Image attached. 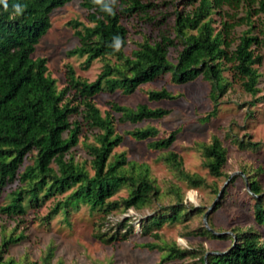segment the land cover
Returning a JSON list of instances; mask_svg holds the SVG:
<instances>
[{"label": "trees", "instance_id": "trees-1", "mask_svg": "<svg viewBox=\"0 0 264 264\" xmlns=\"http://www.w3.org/2000/svg\"><path fill=\"white\" fill-rule=\"evenodd\" d=\"M66 1L7 0L8 7L5 9L3 0H0V189L9 182H18L8 192V199L0 204V212L7 215L24 213L28 207L64 192V196L55 201L47 218L60 211L66 219L70 208L76 207L79 202L87 203L91 210H98L104 216L118 207L149 205L159 196V188L148 176L146 167L125 159L121 152L111 153L122 136L114 133L109 111L102 114L91 99L100 90L118 88L124 93L132 92L140 84L168 72L170 79L178 83L197 76L208 80L209 95L214 101L230 82L223 73L225 69H230L240 78L244 90L251 94L258 90L259 73L255 63L261 57L257 47L264 43V36L259 34L264 30V0H182L193 5L190 9L177 11L173 35L163 33L152 41L145 37L127 51L128 27L122 23V17L136 15L141 19L150 18L147 10L152 3L120 0L113 5L114 14H109L94 0H79L86 8V18L91 24L77 19L69 21L75 27L79 43L68 52L85 54V64L95 57L104 58V63L93 80L77 76L69 66L67 84L57 89L55 78L47 71L46 56H32V51L50 26L49 12ZM17 4L23 8L22 14H15L14 6ZM223 4L243 6V14L238 16L237 21L245 22L247 27L235 39L229 37L233 23L222 20L219 27L213 25L212 13H218ZM253 14H261L260 32L254 30ZM78 24L81 26L76 27ZM117 38L121 41L119 50L115 47ZM233 40L234 45H231ZM171 44L181 45L175 61L167 56V47ZM111 57L114 59L110 60ZM69 88H73L80 97L88 123L97 128L93 133L94 141L86 143L92 173L84 163L75 161L73 155H67L77 143L80 132L79 121L69 118L78 110L77 105L64 99ZM176 96L178 93L164 86L146 91L148 100ZM110 102L111 107L119 112L118 119L131 123L160 118L170 111V107L150 106L146 102H139L134 107ZM215 111L213 106L204 117L208 118ZM126 132L136 139L150 137L149 146L164 148L174 139L176 129L158 135L156 126L146 125ZM236 141L241 147L254 149L262 144L258 140ZM201 150L208 171L215 176L221 175L226 150L220 139L213 135ZM164 157L189 185L204 184L201 175L182 168L181 159L175 152L169 150ZM27 159L31 161L25 163ZM244 173L248 178L253 218L264 233V194L255 175L246 169ZM122 185L127 187V194L120 199H109ZM170 190L177 196L175 201L162 205L156 213L143 218L141 231L148 232L165 219L173 221L202 212L200 205L184 202L183 193L176 186ZM223 192L227 194V191ZM121 224L126 225V222ZM129 231L130 228L124 231L118 229L106 237L104 232L98 231L95 236L106 241L124 238ZM192 232L207 237L229 235L233 242L220 253L181 247L174 240L144 244L162 250V261L197 255L200 264H264V242L258 230L250 227L236 229L235 236H232L216 233L212 228L201 225ZM153 234L159 236L156 231ZM21 236L23 233L1 235L0 264H15L11 257L3 259L1 251Z\"/></svg>", "mask_w": 264, "mask_h": 264}, {"label": "rangeland", "instance_id": "rangeland-1", "mask_svg": "<svg viewBox=\"0 0 264 264\" xmlns=\"http://www.w3.org/2000/svg\"><path fill=\"white\" fill-rule=\"evenodd\" d=\"M142 1L152 3L147 10L150 18L141 19L136 15L122 17V23L128 27L126 51L145 37L152 41L163 33L173 35L177 11L190 9L193 5L183 3L182 0ZM86 12L79 0H68L53 8L49 12L50 26L32 51V56H46L47 71L55 78L57 89L67 84L66 71L69 66L77 76L86 80L95 79L103 66L104 58L95 57L85 64V54L68 52L79 43L74 33L75 27L69 21L77 19L82 23L91 24L86 18ZM241 14V4L238 7L223 4L218 13H212L213 25L219 27L222 20L233 23L229 37L235 39L247 27L245 22L237 21ZM252 17L256 24L254 30L260 32L258 27H262L259 23L261 14H253ZM80 26L81 24H78L76 27ZM259 34L264 36V30ZM234 42L235 40L231 45H234ZM180 49V44L169 45L168 58L175 61ZM257 51L261 57L260 61L255 63L259 73L258 90L255 94L244 90L240 78L230 69H225L223 73L230 82L214 101L209 95L208 80L197 76L178 83L170 79L168 72L140 84L132 92L124 93L118 88H105L93 95L91 99L100 112L104 114L109 111L111 114L114 133L122 136L111 153L121 152L125 159L146 167L148 176L159 188V196L149 205L139 208L118 207L104 216L98 210H91L87 203L79 202L76 207L70 208L66 219L60 211L47 218L46 215L50 213L55 201L66 192L51 195L41 204L28 207L24 213L7 215L0 212V241L2 234L23 233L18 240L4 247L1 257H11L15 264H200L197 255L162 261V250L144 243L156 241L162 244L164 241L174 240L181 247H194L207 252L224 251L233 242L229 235L207 237L192 232L201 225H208L216 233L232 236H235L234 230H246L250 227L261 233L260 239L264 242L263 230L253 218L248 178L244 173L246 169L255 175L264 194V43L257 47ZM162 86L178 93V96L158 100L146 98L147 89H158ZM64 99L77 105L78 110L69 118L77 119L80 123L78 141L67 155H73L75 161L84 163L89 173H92L86 143L94 141L93 133L97 128L86 120L83 104L73 88L66 90ZM110 101L129 107L146 102L150 106L170 107V111L160 118L131 123L118 119L119 112L111 107ZM213 106L216 107L215 113L205 118V114ZM146 125L156 126L158 135L176 129L175 137L169 146L154 148L147 144L150 137L136 139L126 132ZM213 135L220 139L226 150L223 173L219 176L208 171L201 150L202 146L212 140ZM237 139L258 140L262 144L256 149L241 147ZM169 150L181 159L184 170L201 175L204 184L189 185L184 176L178 175L164 157ZM29 161L31 159L25 160V163ZM17 184L18 182L12 181L0 189V204L8 199V192ZM172 186H176L183 193L184 202L200 205L202 212L173 221L165 219L148 232L141 231L143 218L156 213L162 205L175 201L177 196L170 190ZM223 191H227V194ZM126 194L127 187L122 185L109 199H120ZM208 208L210 211L205 221L204 212ZM122 222H126V225H122ZM125 228H130V231L124 238L105 241L95 236L98 231L104 232L106 237L118 229L124 231ZM154 231L159 236H155Z\"/></svg>", "mask_w": 264, "mask_h": 264}, {"label": "clouds", "instance_id": "clouds-1", "mask_svg": "<svg viewBox=\"0 0 264 264\" xmlns=\"http://www.w3.org/2000/svg\"><path fill=\"white\" fill-rule=\"evenodd\" d=\"M3 3L5 9H7L8 7L7 0H3ZM94 3L102 5L103 9L107 11L109 14H114L113 5L117 4V0H94ZM14 7H15V14L19 15L23 13V8L20 5L17 4ZM120 45H121V41L119 38H117L115 42V47L117 50H119Z\"/></svg>", "mask_w": 264, "mask_h": 264}, {"label": "water", "instance_id": "water-1", "mask_svg": "<svg viewBox=\"0 0 264 264\" xmlns=\"http://www.w3.org/2000/svg\"><path fill=\"white\" fill-rule=\"evenodd\" d=\"M209 211H210V208H208L205 212H204V218H205V221H206V217H207V214L209 213ZM206 225H207V222H206ZM207 227H209L208 225H207ZM210 228V227H209ZM214 232H216L215 230H213ZM208 252V251H207ZM215 252H218V253H220V252H223V251H215ZM205 257H206V254H205Z\"/></svg>", "mask_w": 264, "mask_h": 264}]
</instances>
